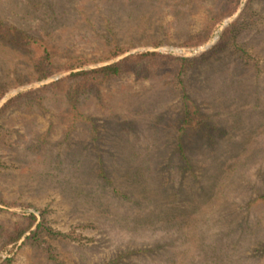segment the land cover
<instances>
[{"label": "rangeland", "instance_id": "1", "mask_svg": "<svg viewBox=\"0 0 264 264\" xmlns=\"http://www.w3.org/2000/svg\"><path fill=\"white\" fill-rule=\"evenodd\" d=\"M235 3L0 0V264H264V0Z\"/></svg>", "mask_w": 264, "mask_h": 264}, {"label": "trees", "instance_id": "2", "mask_svg": "<svg viewBox=\"0 0 264 264\" xmlns=\"http://www.w3.org/2000/svg\"><path fill=\"white\" fill-rule=\"evenodd\" d=\"M241 1L242 0H236V3H238L237 5H239ZM234 12H235V10H232L227 15L231 16L234 14ZM214 25H215V23L213 24V26ZM213 26L211 25V30H212ZM154 56H157V54L147 53V54H141L137 57H128L125 60L118 62V63L103 66V67L93 69V70L81 71L79 73H74L71 76V78H75L77 80V83L78 84L80 83V87H78V88L81 92H87V91L96 89L98 86H100V85H102V84H104V83H106L112 79H115V78L122 76L125 73V71L127 70V68H128L127 66L130 65L131 63H134L135 61L141 62L142 60H144L146 58L154 57ZM196 115H197V113L191 114V112H189V110L187 109V115L184 119L185 125L192 123V122H196V126H198L199 128L201 126H203L205 122L203 120L200 121V118ZM36 221H37L36 217H33L32 223L30 224V226L28 228H26L25 230L20 231L18 234H16V236H13L11 242L16 243V242L21 241L22 238L27 233V231L33 227V225L36 223Z\"/></svg>", "mask_w": 264, "mask_h": 264}]
</instances>
